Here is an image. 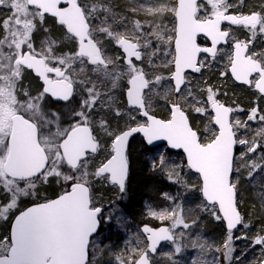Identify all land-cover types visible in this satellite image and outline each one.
<instances>
[{
	"label": "snow or ice",
	"instance_id": "1",
	"mask_svg": "<svg viewBox=\"0 0 264 264\" xmlns=\"http://www.w3.org/2000/svg\"><path fill=\"white\" fill-rule=\"evenodd\" d=\"M136 147L172 191L133 232ZM0 228V264H264V0H0Z\"/></svg>",
	"mask_w": 264,
	"mask_h": 264
},
{
	"label": "trees",
	"instance_id": "2",
	"mask_svg": "<svg viewBox=\"0 0 264 264\" xmlns=\"http://www.w3.org/2000/svg\"><path fill=\"white\" fill-rule=\"evenodd\" d=\"M257 0H251V3L255 4ZM219 71V69H216ZM224 87L229 91V97L237 99L240 105L246 106L248 103V94L242 88L232 86V82L228 86ZM226 102H229V98H225ZM243 115V114H241ZM143 149L136 147L133 153V166L132 172L129 179V189L126 199L120 204V207L131 217V229L134 232L139 228L141 224L147 223L153 227L166 226L168 222H157L154 219H147L141 215L145 211L144 204L148 201H155L157 204H163L162 200L157 199V194L161 191H172V187L161 177L151 174L147 170V164L142 154ZM107 192V190L105 189ZM52 193L47 192L46 195ZM115 193L107 192L105 197L106 201L109 198H114ZM248 203L242 205L248 212H252V198L245 193ZM202 231L210 238L219 241L220 228L213 221L205 220ZM4 234V230L0 228V235ZM131 234V233H129ZM106 235L116 245L120 244L122 234L116 233L114 230H107ZM171 246L165 244L160 248V251H170ZM193 255L192 252H188L182 259H187ZM159 259V257H158Z\"/></svg>",
	"mask_w": 264,
	"mask_h": 264
},
{
	"label": "rangeland",
	"instance_id": "3",
	"mask_svg": "<svg viewBox=\"0 0 264 264\" xmlns=\"http://www.w3.org/2000/svg\"><path fill=\"white\" fill-rule=\"evenodd\" d=\"M231 81H227V83L225 84L226 86H228L230 84ZM105 191V190H104ZM115 197V195H114Z\"/></svg>",
	"mask_w": 264,
	"mask_h": 264
},
{
	"label": "water",
	"instance_id": "4",
	"mask_svg": "<svg viewBox=\"0 0 264 264\" xmlns=\"http://www.w3.org/2000/svg\"><path fill=\"white\" fill-rule=\"evenodd\" d=\"M166 243H162V245H161V247L163 246V245H165Z\"/></svg>",
	"mask_w": 264,
	"mask_h": 264
},
{
	"label": "flooded vegetation",
	"instance_id": "5",
	"mask_svg": "<svg viewBox=\"0 0 264 264\" xmlns=\"http://www.w3.org/2000/svg\"><path fill=\"white\" fill-rule=\"evenodd\" d=\"M51 195H52V193L49 194V196H51Z\"/></svg>",
	"mask_w": 264,
	"mask_h": 264
}]
</instances>
